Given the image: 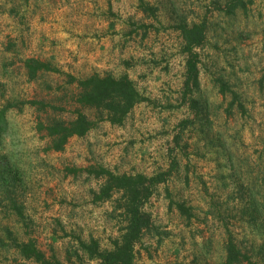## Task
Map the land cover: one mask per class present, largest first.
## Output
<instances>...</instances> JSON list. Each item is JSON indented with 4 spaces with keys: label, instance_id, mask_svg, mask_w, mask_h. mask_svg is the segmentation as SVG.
Wrapping results in <instances>:
<instances>
[{
    "label": "rangeland",
    "instance_id": "obj_1",
    "mask_svg": "<svg viewBox=\"0 0 264 264\" xmlns=\"http://www.w3.org/2000/svg\"><path fill=\"white\" fill-rule=\"evenodd\" d=\"M0 0V264H100L127 193L106 175H160L133 264H264V0ZM205 22L199 85L185 93L180 26ZM33 59L49 64L30 74ZM127 74L145 97L122 123L82 104L78 80ZM93 122L62 149L47 127ZM184 207L185 209H182ZM238 262L228 261L229 247Z\"/></svg>",
    "mask_w": 264,
    "mask_h": 264
},
{
    "label": "trees",
    "instance_id": "obj_2",
    "mask_svg": "<svg viewBox=\"0 0 264 264\" xmlns=\"http://www.w3.org/2000/svg\"><path fill=\"white\" fill-rule=\"evenodd\" d=\"M244 5L242 0H233L228 8ZM185 41L184 50L188 53L187 76L185 93H189L199 85L200 56L196 48L206 39V23L182 24L180 26ZM30 74L36 75L40 69H51L49 64L33 59L29 64ZM82 92L78 101L82 104L96 106L107 113L112 123H122L136 104L145 100L143 94L136 87L133 80L127 75L114 76L112 74H94L88 78L78 80ZM0 123V131L2 130ZM93 127V122L82 111L70 123L55 122L47 127L50 135L55 136V146L62 149L68 138L73 135H85ZM99 175H106V182L102 187L101 199H108L114 190H123L127 193L128 223L124 228L122 238L117 241L112 250H101L98 241L81 242L92 258L100 260V264H133L135 257V243L139 241L144 228H149V216L143 212L142 206L153 193V185L162 181L160 175L148 178L143 173L136 175L116 174L106 168L98 171ZM182 209H185L182 207ZM186 210V209H185ZM20 249L26 257H35L39 264H64L58 259H48L38 250L34 243H24ZM238 252L233 244L229 247L228 261L238 262Z\"/></svg>",
    "mask_w": 264,
    "mask_h": 264
}]
</instances>
